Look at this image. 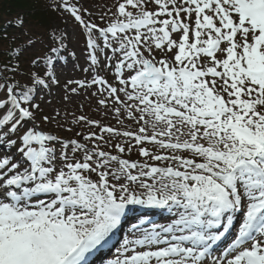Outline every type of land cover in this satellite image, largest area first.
Returning <instances> with one entry per match:
<instances>
[{
	"label": "snow or ice",
	"instance_id": "obj_1",
	"mask_svg": "<svg viewBox=\"0 0 264 264\" xmlns=\"http://www.w3.org/2000/svg\"><path fill=\"white\" fill-rule=\"evenodd\" d=\"M0 264H264V0L0 7Z\"/></svg>",
	"mask_w": 264,
	"mask_h": 264
},
{
	"label": "trees",
	"instance_id": "obj_2",
	"mask_svg": "<svg viewBox=\"0 0 264 264\" xmlns=\"http://www.w3.org/2000/svg\"><path fill=\"white\" fill-rule=\"evenodd\" d=\"M9 5L11 6L12 14L14 15L17 10H19L22 6H24V0H5V4L3 6H9Z\"/></svg>",
	"mask_w": 264,
	"mask_h": 264
}]
</instances>
